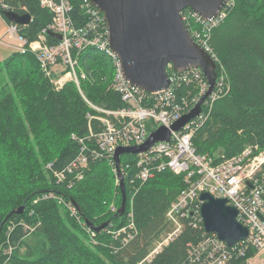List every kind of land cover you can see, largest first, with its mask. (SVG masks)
I'll use <instances>...</instances> for the list:
<instances>
[{"label": "trees", "instance_id": "16d2710c", "mask_svg": "<svg viewBox=\"0 0 264 264\" xmlns=\"http://www.w3.org/2000/svg\"><path fill=\"white\" fill-rule=\"evenodd\" d=\"M4 1L9 10L30 14V22L21 26L28 40L36 39L52 19L39 0ZM70 2L77 23L80 1ZM181 14L187 15L184 23L189 31L198 28L190 8ZM45 38L49 43L58 41L49 34ZM210 47L217 60L216 74L222 75L215 87L220 96L204 120L195 124L191 142L197 153L218 162L247 145L264 146V0H233L225 18L212 30ZM76 56L77 72L83 74L79 87L68 81L59 89L29 51H13L0 61V264H202L204 252L197 257L196 249L199 263L193 262L188 247L196 246L208 233L201 224L193 226L186 219L172 240L145 259L171 229L166 211L184 186L182 174L154 170L146 180H139L136 158L123 154L120 169L126 201L121 215L109 209L114 201L119 207L120 192L108 161L91 157L80 179L74 172H66L60 182L52 176L48 163L59 169L75 157L78 143L71 133L85 135L88 121L97 125L87 115L99 112L88 102L105 109L123 106L112 88L114 67L109 57L91 46ZM199 88L193 77L179 82L177 100L189 101ZM57 197L73 200L76 213L71 214ZM21 204V213L6 218ZM128 211L138 232L122 243L124 233L114 238L111 232L125 225ZM85 220L95 226L108 221L106 227L93 230L97 242L90 240L91 227ZM252 252L233 256L227 264H245Z\"/></svg>", "mask_w": 264, "mask_h": 264}, {"label": "built area", "instance_id": "2783aa9c", "mask_svg": "<svg viewBox=\"0 0 264 264\" xmlns=\"http://www.w3.org/2000/svg\"><path fill=\"white\" fill-rule=\"evenodd\" d=\"M79 1L82 11L79 22L75 23L71 16L70 0H39L40 6L52 13V19L38 37L28 40L21 32V25L5 20L0 42L8 37L15 41L13 46L18 52L33 53L42 72L55 89L61 88L68 81H73L79 87V77H83V74L77 72L76 52L91 46L103 51L109 57L114 67L112 88L120 94L123 106L117 109H105L88 102V105L99 112L98 115H87L89 120L95 119L97 125H91L88 121L85 135L71 133V138L78 143V149L68 165L56 169L48 163L47 167L55 180L60 182L66 177V172H74L75 178H82V168L87 165L91 157L104 159L112 166L115 181L119 184L112 159L116 147L140 144L157 126L169 127L182 114L189 111V109L185 110L191 104L195 105L206 91L207 83L198 68L177 72L169 64L166 68L168 76L166 88L149 93L131 85L125 80L119 60L110 48L103 13L90 0ZM232 4L233 0H226L215 17L210 19H203L191 10L198 28L188 31L194 41L208 52L215 62L216 57L210 47L211 33L225 18ZM2 10H9L4 0H0V15ZM185 16L187 15H182L183 21ZM48 30L60 35V38L50 35L58 40L56 43L46 41L45 34H48ZM190 77L195 78L200 84L198 95L189 101L183 97L177 100L176 85L179 82H186ZM217 77L221 79L222 75L216 74L214 89L204 100L201 112L195 119L186 123L182 130L172 131L169 141H158L147 151L132 155L136 158L135 166L138 170L136 178L144 181L153 174L154 170L159 172L167 169L175 174H182L184 182V186L170 202L166 211L171 229L161 241L157 242L145 257L146 260L180 232L184 219L193 226L198 223L203 227L200 194L208 192L214 197L226 198V204L236 208V218L247 227L248 234L245 239L227 246L219 241L215 234L204 230L208 233L207 236L199 240L196 246L191 244L188 247L190 260L199 263V258L194 254L197 249V257L199 251L204 252L202 264H227L231 257H242L251 249L253 252L245 259V264H250L252 261L264 264V146L247 145L238 154L213 162L211 157L197 153L191 142L195 124L204 120L205 113L211 109L213 101L220 96V92L215 90ZM57 198L58 202L65 204L71 214H75L76 208L70 201ZM117 208L114 202H110V210L117 211ZM121 232L124 233L121 238L122 243L133 239L138 232L130 211L127 212L125 225L114 229L111 233L115 238ZM88 233L90 240L97 242L94 231L88 229Z\"/></svg>", "mask_w": 264, "mask_h": 264}, {"label": "water", "instance_id": "95a60500", "mask_svg": "<svg viewBox=\"0 0 264 264\" xmlns=\"http://www.w3.org/2000/svg\"><path fill=\"white\" fill-rule=\"evenodd\" d=\"M226 0H90L103 13L108 41L111 50L119 60L121 72L131 85L152 93L168 85L166 68L170 64L177 72L198 68L207 83L206 91L195 105L182 114L169 127L157 126L150 131L145 140L137 145H118L112 159L116 176L119 180L120 204L116 215L125 209V185L120 169V157L123 154L135 155L145 152L158 141H169L172 131H180L189 121L201 112L202 104L214 89L216 80V63L212 56L200 47L190 35L181 15L184 8H190L203 19L215 17ZM1 14L8 21L27 25L29 13L2 10ZM47 33L60 38L50 30ZM202 200L200 215L206 232L215 234L216 238L232 246L247 237L248 230L236 218L237 210L226 204V198H217L208 192L200 194ZM71 202L77 207L76 203ZM24 204L11 210L22 212ZM85 224L94 231L106 227L108 221L95 226L91 221Z\"/></svg>", "mask_w": 264, "mask_h": 264}, {"label": "rangeland", "instance_id": "374dc122", "mask_svg": "<svg viewBox=\"0 0 264 264\" xmlns=\"http://www.w3.org/2000/svg\"><path fill=\"white\" fill-rule=\"evenodd\" d=\"M4 28H5V19L1 15L0 16V35L3 32ZM7 41L9 42V44H4ZM14 44H15V41L13 39H8V37H5L4 40H3V42H0V61H3L11 52L17 51V49L13 46ZM130 158H131L130 156H127V159H130ZM114 178H115V175H114ZM115 183H116V187L118 188V185H117V182L116 181H114V184ZM117 199L119 200L120 199V196H118ZM116 203H117V201L115 202V205L117 206ZM250 264H258V261H252V262H250Z\"/></svg>", "mask_w": 264, "mask_h": 264}, {"label": "bare ground", "instance_id": "6f19581e", "mask_svg": "<svg viewBox=\"0 0 264 264\" xmlns=\"http://www.w3.org/2000/svg\"><path fill=\"white\" fill-rule=\"evenodd\" d=\"M188 9V8H187ZM191 10V9H190ZM183 14V13H182ZM1 16V15H0ZM191 17V16H190ZM191 19V18H190ZM6 20V19H5ZM190 21H192V19L190 20ZM195 21V20H194ZM186 22V21H185ZM188 22H189V20H188ZM190 24V23H189ZM186 25V24H185ZM188 26V25H187ZM192 26V25H191ZM47 27V26H46ZM190 27V26H189ZM193 27V26H192ZM188 30H190V28L188 29ZM212 51H213V49H212ZM217 61V60H216ZM217 68V67H216ZM218 70H216V72H217ZM218 78V77H217ZM198 95V94H197ZM196 95V96H197ZM193 133H194V131H193ZM121 160V159H120ZM121 162V161H120ZM165 171V170H164ZM170 171V170H169ZM158 172V171H157ZM172 172V171H171ZM123 174V173H122ZM136 179V178H135ZM139 179V178H138ZM140 180V179H139ZM118 185V184H117ZM69 211V210H68ZM76 213V212H75ZM121 234V233H120Z\"/></svg>", "mask_w": 264, "mask_h": 264}]
</instances>
